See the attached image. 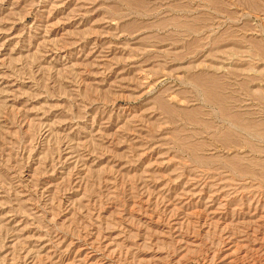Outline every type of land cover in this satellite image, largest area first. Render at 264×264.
<instances>
[{
	"label": "rangeland",
	"instance_id": "1",
	"mask_svg": "<svg viewBox=\"0 0 264 264\" xmlns=\"http://www.w3.org/2000/svg\"><path fill=\"white\" fill-rule=\"evenodd\" d=\"M0 264H264V0H0Z\"/></svg>",
	"mask_w": 264,
	"mask_h": 264
}]
</instances>
